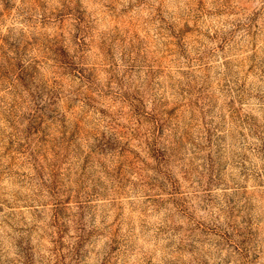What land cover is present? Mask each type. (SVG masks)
Instances as JSON below:
<instances>
[{
  "label": "clouds",
  "instance_id": "1",
  "mask_svg": "<svg viewBox=\"0 0 264 264\" xmlns=\"http://www.w3.org/2000/svg\"><path fill=\"white\" fill-rule=\"evenodd\" d=\"M0 264H264V0H0Z\"/></svg>",
  "mask_w": 264,
  "mask_h": 264
}]
</instances>
